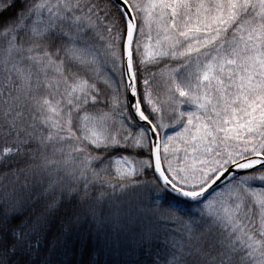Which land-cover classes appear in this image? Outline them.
I'll return each instance as SVG.
<instances>
[{
    "label": "snow or ice",
    "instance_id": "6c2138e0",
    "mask_svg": "<svg viewBox=\"0 0 264 264\" xmlns=\"http://www.w3.org/2000/svg\"><path fill=\"white\" fill-rule=\"evenodd\" d=\"M0 264H264V0H0Z\"/></svg>",
    "mask_w": 264,
    "mask_h": 264
},
{
    "label": "trees",
    "instance_id": "16d2710c",
    "mask_svg": "<svg viewBox=\"0 0 264 264\" xmlns=\"http://www.w3.org/2000/svg\"><path fill=\"white\" fill-rule=\"evenodd\" d=\"M93 247H95L96 241L95 238H92L91 240L88 241ZM104 259H107V257L105 256Z\"/></svg>",
    "mask_w": 264,
    "mask_h": 264
}]
</instances>
